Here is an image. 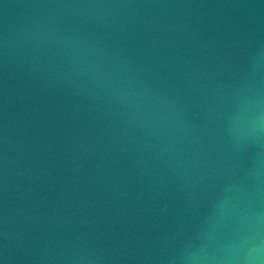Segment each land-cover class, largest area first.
<instances>
[{"label":"water","instance_id":"95a60500","mask_svg":"<svg viewBox=\"0 0 264 264\" xmlns=\"http://www.w3.org/2000/svg\"><path fill=\"white\" fill-rule=\"evenodd\" d=\"M258 120L264 0H0V264L218 255L264 217Z\"/></svg>","mask_w":264,"mask_h":264},{"label":"clouds","instance_id":"9594fccd","mask_svg":"<svg viewBox=\"0 0 264 264\" xmlns=\"http://www.w3.org/2000/svg\"><path fill=\"white\" fill-rule=\"evenodd\" d=\"M257 124L264 127V121L258 120ZM262 223L264 217H257L247 229L238 227L225 232L218 227L210 236L218 255H195L193 264H264V243L259 239Z\"/></svg>","mask_w":264,"mask_h":264}]
</instances>
